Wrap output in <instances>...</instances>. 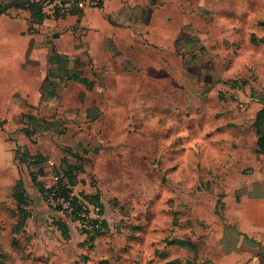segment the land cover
Instances as JSON below:
<instances>
[{"label": "rangeland", "instance_id": "obj_1", "mask_svg": "<svg viewBox=\"0 0 264 264\" xmlns=\"http://www.w3.org/2000/svg\"><path fill=\"white\" fill-rule=\"evenodd\" d=\"M82 2L0 14V264H250L236 233L264 163V0ZM59 171L98 198L99 233L39 191Z\"/></svg>", "mask_w": 264, "mask_h": 264}, {"label": "crops", "instance_id": "obj_2", "mask_svg": "<svg viewBox=\"0 0 264 264\" xmlns=\"http://www.w3.org/2000/svg\"><path fill=\"white\" fill-rule=\"evenodd\" d=\"M256 155L259 160H264V154ZM251 168L252 175L247 179L246 192L240 203L242 212L236 237L238 245L243 246H238L239 249L252 256L250 264H264V163H253Z\"/></svg>", "mask_w": 264, "mask_h": 264}, {"label": "trees", "instance_id": "obj_3", "mask_svg": "<svg viewBox=\"0 0 264 264\" xmlns=\"http://www.w3.org/2000/svg\"><path fill=\"white\" fill-rule=\"evenodd\" d=\"M69 1H72V4H74L75 7L73 8H70L71 6L65 7L67 8V13H76L80 10L79 8H82V5L80 6V4H83L82 0H66V1L61 0L62 4H65L66 2H69ZM45 2L46 0H27L25 4L23 1L20 3L11 2L10 5L0 6V14H2L4 10L7 9L9 6H14V7L19 6L20 8H23L29 11L30 19L32 22L41 23L44 19L48 18V14L43 10ZM72 79L88 88H92L93 86L92 81H90L89 79L85 77L72 76ZM253 126H254V131H255V136H256V139H255L256 149H254V151L257 154H264V106H262L256 112L255 117H254ZM64 176L65 174L64 172H62V175L57 183V187L61 194L67 195V193L71 192V189L66 188V183L64 182ZM67 184H69L71 187L75 185L74 182H69ZM39 191L42 192V194L45 193L46 198H47V192H49V190L46 189L44 185L42 184L40 185ZM84 196L89 197V199L95 202H98V198L96 196H87V195H84ZM73 203L76 206V198L73 199ZM28 204L29 203H28V200L26 199V195L23 196V194L21 193V198H20V203H19V206H20V217L19 218L21 220L20 224L21 223L25 224L26 220L30 216ZM57 225H58V228L61 230V232H63V234L68 235L69 229L66 223H64V221L58 222ZM103 225H105V222L103 223ZM99 232L100 231H98L97 233Z\"/></svg>", "mask_w": 264, "mask_h": 264}, {"label": "built area", "instance_id": "obj_4", "mask_svg": "<svg viewBox=\"0 0 264 264\" xmlns=\"http://www.w3.org/2000/svg\"><path fill=\"white\" fill-rule=\"evenodd\" d=\"M61 175L62 172L57 173L53 176V181L50 185H44L49 190L47 198L50 201V205L58 210L61 216L65 217L64 220L72 223L74 228L79 230L80 233L94 234L102 230L105 218L101 203L99 201L95 202L84 195L72 193V191L67 193V195L61 194L57 187ZM65 183L66 188L72 190V187L67 182ZM74 198H76V206L73 203Z\"/></svg>", "mask_w": 264, "mask_h": 264}]
</instances>
